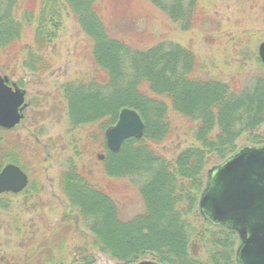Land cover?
Returning a JSON list of instances; mask_svg holds the SVG:
<instances>
[{"label":"trees","instance_id":"1","mask_svg":"<svg viewBox=\"0 0 264 264\" xmlns=\"http://www.w3.org/2000/svg\"><path fill=\"white\" fill-rule=\"evenodd\" d=\"M105 1L0 0V65L6 54H14V61L22 57L26 69L40 72V65L47 63L43 52L64 28V13L73 12L93 41L94 68L92 78L63 85L71 125L80 127L104 121L97 138L102 143L105 130L117 122L124 107L138 110L146 123L143 138L127 139L118 153L106 145L103 160L113 176L141 177L145 212L125 219L116 200L80 174L72 160L67 163L69 171L62 175L61 187L71 211L76 213V223L81 221L88 227L101 252L124 264L136 263L146 253H152L161 264H209L190 252L191 242L199 233L196 219L206 186L202 176L205 161L212 153L222 159L229 157L245 134L252 144H264L259 134L264 124V72L251 78L249 84L197 76L199 63L192 49L167 40L138 43L131 32H135L133 28L141 30V23L134 17L130 18L132 23L122 24L120 17L124 13L106 23L102 15ZM151 1L184 30L198 24L197 0L186 5L183 0ZM204 13H200L202 20ZM32 27L36 51L24 43L25 31ZM119 32L130 33L129 41L115 36ZM148 33H144V38ZM166 100L177 112L196 122V144L177 155L175 162L156 153L149 143L160 145L171 128ZM216 128L219 133L212 136ZM0 157L1 169L9 156ZM29 188L30 184L24 192ZM8 196L11 193L0 195V204L9 205ZM204 229L201 235L210 242L207 253L211 263L237 264V233L209 222ZM68 230L64 235L53 234L51 243L44 248V242L39 244V255L56 263L59 252L63 253Z\"/></svg>","mask_w":264,"mask_h":264},{"label":"rangeland","instance_id":"2","mask_svg":"<svg viewBox=\"0 0 264 264\" xmlns=\"http://www.w3.org/2000/svg\"><path fill=\"white\" fill-rule=\"evenodd\" d=\"M189 1L183 0L185 5ZM197 4L200 13L205 12L206 17L202 20L198 12V24L189 30L182 29L151 0H119L117 3L106 0L102 3V15L108 24L122 13L121 23L125 25L132 23L130 18L135 17L142 27L139 31L133 28L135 32H131L138 43L167 40L192 49L199 63L197 76L249 84L251 78L261 72L263 74L264 69L258 59L261 60L259 46L264 41V0H197ZM62 18L64 28L43 52L47 63L40 65V72L26 69L22 57L14 61V54H6L5 62L3 60L0 65V77L7 79L8 85L24 89L27 104L24 118L16 127L7 129L0 126V155L9 156V161L3 160L4 165L18 161L30 179L28 192L11 194L7 198L9 205L0 204V264H124L101 252L95 246V236L88 227L80 220V224L76 223V213L71 211L70 202L61 187L62 175L69 171V161L73 160L80 174L116 200L125 219L145 212L140 193L141 177L113 176L103 163L107 153V129L105 142L101 143L97 138L104 121L80 127L71 125L63 85L93 77V41L73 12H65ZM143 32L150 35L144 38ZM115 34L126 41L131 38L130 33ZM24 36V43L36 51L35 27L27 28ZM45 66L47 68L42 70ZM166 101L171 128L160 145L149 143L156 153L175 162L177 155L196 144L193 134L196 122L177 112L170 100ZM218 133L216 128L212 136ZM259 134L264 138V124ZM249 137L245 134L238 140L236 151L245 145H259L252 144ZM226 159L216 153L206 158L202 175L206 186L209 170ZM200 200L196 219L199 233L191 242L190 252L203 262L212 264L207 253L210 242L201 235L208 221L201 214ZM67 229V241L56 263H50L47 256L39 255V244L44 242V248L53 234L64 235ZM240 244L238 235L236 263ZM142 260L159 262L152 253L143 255L139 261Z\"/></svg>","mask_w":264,"mask_h":264},{"label":"water","instance_id":"3","mask_svg":"<svg viewBox=\"0 0 264 264\" xmlns=\"http://www.w3.org/2000/svg\"><path fill=\"white\" fill-rule=\"evenodd\" d=\"M259 56L264 63V41ZM6 81L0 77V126L12 129L24 118L26 91ZM145 130L141 114L124 107L117 123L106 130L107 146L118 153L127 139L143 138ZM28 184V174L17 164L8 163L0 172V194L21 193ZM200 211L207 221L239 234L238 264H264V144L245 145L209 170ZM135 264L160 263L143 260Z\"/></svg>","mask_w":264,"mask_h":264}]
</instances>
